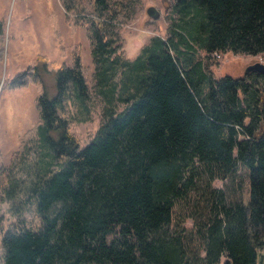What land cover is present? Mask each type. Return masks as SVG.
<instances>
[{
	"label": "trees",
	"instance_id": "1",
	"mask_svg": "<svg viewBox=\"0 0 264 264\" xmlns=\"http://www.w3.org/2000/svg\"><path fill=\"white\" fill-rule=\"evenodd\" d=\"M119 1L94 0L85 17L106 116L88 143L66 115L90 102L83 60L37 54L41 77L57 66L55 93L39 96L42 162L28 196L0 219L3 263L264 264V73L217 76L211 64L213 52L264 55V0H175L181 21L132 59L113 24L132 17ZM241 171L233 191L213 186ZM189 198L196 233L178 219Z\"/></svg>",
	"mask_w": 264,
	"mask_h": 264
},
{
	"label": "rangeland",
	"instance_id": "2",
	"mask_svg": "<svg viewBox=\"0 0 264 264\" xmlns=\"http://www.w3.org/2000/svg\"><path fill=\"white\" fill-rule=\"evenodd\" d=\"M174 1L123 0L124 4L128 3L132 17L123 21L114 19L113 24L126 57L134 58L151 35H166L175 16L181 21L180 14L173 10ZM119 2L110 0L111 7H117ZM93 3L94 0H0V22L3 23V32L0 33V219L4 227L19 215L30 183L42 162L41 146L35 132V125L40 120L38 100L44 86L50 94L55 93L57 66L51 65L49 70H42L41 77L37 73V54H44L57 64H71L76 54L83 60L91 86L90 102L83 109L71 104L66 112L71 119L74 115L72 130L82 144L91 140L106 118L103 113L105 101L94 87L92 40L85 18L88 17L86 15L95 16ZM150 5L158 8L159 16L153 17L148 13ZM124 9L128 8L124 6ZM201 54L205 55V52L201 51ZM211 56L212 68L217 76L226 73L242 75L248 64L264 61L262 53L232 50L213 52ZM18 74L12 82L11 78ZM21 78H26L27 82L19 83ZM243 178L241 171L235 184L230 181L228 187L226 179L216 178L213 186L233 191V186L238 188L244 183ZM189 199L179 209L178 219H184V226L195 232L194 218L187 215L197 209L198 203L196 205L193 199ZM195 215L201 216L199 213ZM1 236L0 229V264H4ZM261 252H264V247ZM225 260L223 255L217 264H226Z\"/></svg>",
	"mask_w": 264,
	"mask_h": 264
},
{
	"label": "water",
	"instance_id": "3",
	"mask_svg": "<svg viewBox=\"0 0 264 264\" xmlns=\"http://www.w3.org/2000/svg\"><path fill=\"white\" fill-rule=\"evenodd\" d=\"M147 11L153 17H157V16L160 15V11L154 5H150L147 8ZM246 70H257L259 72H263L264 73V61L257 60L255 62H252V63L247 65Z\"/></svg>",
	"mask_w": 264,
	"mask_h": 264
},
{
	"label": "built area",
	"instance_id": "4",
	"mask_svg": "<svg viewBox=\"0 0 264 264\" xmlns=\"http://www.w3.org/2000/svg\"><path fill=\"white\" fill-rule=\"evenodd\" d=\"M215 53H217V52H215Z\"/></svg>",
	"mask_w": 264,
	"mask_h": 264
}]
</instances>
